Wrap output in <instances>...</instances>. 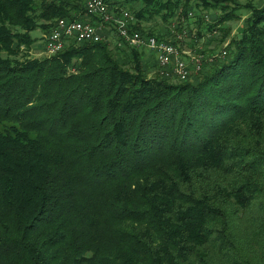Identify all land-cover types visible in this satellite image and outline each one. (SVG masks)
Masks as SVG:
<instances>
[{
  "label": "trees",
  "instance_id": "1",
  "mask_svg": "<svg viewBox=\"0 0 264 264\" xmlns=\"http://www.w3.org/2000/svg\"><path fill=\"white\" fill-rule=\"evenodd\" d=\"M140 2L133 30L220 10L194 22L219 43L251 12L228 56L181 82L107 40L33 59L31 32L79 4L0 0V264H264V7Z\"/></svg>",
  "mask_w": 264,
  "mask_h": 264
},
{
  "label": "built area",
  "instance_id": "2",
  "mask_svg": "<svg viewBox=\"0 0 264 264\" xmlns=\"http://www.w3.org/2000/svg\"><path fill=\"white\" fill-rule=\"evenodd\" d=\"M57 2H77L79 8L73 18L56 19L50 31L45 35L43 50L52 57L73 45L105 40L107 29L118 33L122 46L140 50L145 48L156 57L158 71L163 78H171L181 82L192 80L204 67V56H189L180 51L177 39H164L147 36L140 30H133L135 16L130 11L119 7L120 0H54ZM124 3H122V6ZM192 15V12L190 13ZM95 18V19H94ZM97 19V20H96ZM189 56L187 59L185 56ZM227 50H222L217 58L211 61L224 60Z\"/></svg>",
  "mask_w": 264,
  "mask_h": 264
},
{
  "label": "rangeland",
  "instance_id": "3",
  "mask_svg": "<svg viewBox=\"0 0 264 264\" xmlns=\"http://www.w3.org/2000/svg\"><path fill=\"white\" fill-rule=\"evenodd\" d=\"M38 3L42 0H37ZM53 1V0H52ZM248 2H251L253 5H255L258 8L264 7V0H238V3L246 4ZM122 3L124 5L122 6ZM119 7L125 10L130 11L132 14L139 11L141 8H143L142 3H139V0H121L119 3ZM192 12V15H190V18L187 21H183L185 24L184 26L181 25V28L176 30L178 26L177 16L173 18L169 22H164L160 16L152 17V18H146L145 20L140 21L139 26L140 30H143L144 33H152L153 35H164L165 39L171 40V38H175L178 35H181V40L177 39L178 48H180V51L182 52H188L189 56L194 55H203L204 56V68L209 67L212 68L209 64H205V62H210L212 58H217L222 52V50H227L228 54L230 52V49L228 50L227 45L228 42H230L231 38H241L243 29L247 26V20L250 15L249 9H240L237 14L239 16V20L226 22L223 25H221L222 28H228L229 32L227 35H225V41L223 43H219L222 34L220 31L215 30L210 33H204L206 35H203L201 37H196V26L194 22L196 19L200 16H203L205 18V22L207 24H213L216 20L218 15L221 14L220 10H199L194 7L190 9ZM179 14V13H178ZM137 19L135 18L134 24L137 23ZM173 22V24H172ZM171 23V24H170ZM182 23V24H183ZM47 32H45L43 29L38 27L36 30L31 32V37L33 38L32 45L28 48L25 46H21V50H25L26 53H28V56L33 59H44L48 56L44 53L43 45H44V38ZM175 36V37H174ZM111 47L116 52L117 57L120 61L128 62L129 59L126 57L128 56V52H130L131 48L127 46H122L121 41L119 39L118 33L113 28L107 29L106 38ZM118 44V45H117ZM115 45L118 46V49L115 48ZM142 52V60L144 64V69L146 72L147 77L154 78L159 74L158 71V65L156 61V57H154L152 54H150L149 50H146L145 48H141L139 50ZM203 52V53H201ZM189 56H185L187 59ZM213 62V61H211ZM218 63V60L215 64ZM214 65V64H213ZM216 67V66H215ZM214 67V68H215ZM210 70H207V72ZM195 75H193L194 77ZM197 76V75H196Z\"/></svg>",
  "mask_w": 264,
  "mask_h": 264
}]
</instances>
